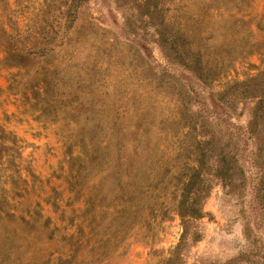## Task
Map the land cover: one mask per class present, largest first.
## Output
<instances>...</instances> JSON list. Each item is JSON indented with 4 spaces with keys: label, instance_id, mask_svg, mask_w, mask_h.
<instances>
[{
    "label": "rangeland",
    "instance_id": "374dc122",
    "mask_svg": "<svg viewBox=\"0 0 264 264\" xmlns=\"http://www.w3.org/2000/svg\"><path fill=\"white\" fill-rule=\"evenodd\" d=\"M254 76L264 0H0V264H264Z\"/></svg>",
    "mask_w": 264,
    "mask_h": 264
},
{
    "label": "trees",
    "instance_id": "16d2710c",
    "mask_svg": "<svg viewBox=\"0 0 264 264\" xmlns=\"http://www.w3.org/2000/svg\"><path fill=\"white\" fill-rule=\"evenodd\" d=\"M36 45H38V44H35V46ZM15 50H18L16 48V46H13V45H9L8 46V44H5L3 46V50L2 51L5 52V56L3 58V62L5 61L6 63H8V66L6 65V67H16L18 69L26 68V64H24V62L21 61V57L14 56L12 54V52L15 51ZM31 69H32L31 72L33 71V69L35 70V72H37L41 68H39V67L33 68L32 67ZM37 77H38L37 81L34 84H31V87H30V89L34 90V92H33V94L35 93L34 95L41 94V93L45 92V86L44 85H46V77H45L44 72H37ZM252 78H253L252 80H254L253 83L255 84V87L253 88V91L255 93H257L259 91H260L259 93H264V88H263V86H261V82H259V81L257 82L256 81L258 77L254 76ZM19 148L20 147H18V149ZM221 175H222V177H227V176H225L226 172L222 173ZM180 213H181V216L187 215V216H189L191 218L199 217V210H197L194 207L193 208H189V210H185L184 212H180Z\"/></svg>",
    "mask_w": 264,
    "mask_h": 264
}]
</instances>
